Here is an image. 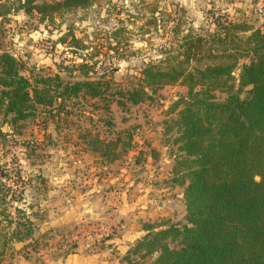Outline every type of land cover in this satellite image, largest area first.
I'll return each mask as SVG.
<instances>
[{
  "label": "rangeland",
  "instance_id": "obj_1",
  "mask_svg": "<svg viewBox=\"0 0 264 264\" xmlns=\"http://www.w3.org/2000/svg\"><path fill=\"white\" fill-rule=\"evenodd\" d=\"M6 1L3 9L10 10L0 13V50L23 61L22 73L60 72L68 80L82 77L77 65L83 61L89 75L109 81L108 97L137 84L141 68L177 47L183 32L200 26L214 30L215 17L224 11L264 29V0H98L47 18ZM245 61L241 58L233 71L234 90ZM249 88L239 90L240 96ZM150 93L124 106L113 98L80 95L65 101L64 108L39 106L36 115L2 126L7 134L0 141V182L11 185L16 167L26 182L12 184L23 189L17 200L5 186L0 208L6 207L9 217L19 205L35 231L32 244L31 238L13 239L4 220L0 264H53L77 245L83 254L110 258L117 252L111 241L127 227L132 233L139 222L142 227L186 223L184 186L173 182L172 169L180 153L175 119L188 85L164 83ZM215 94L224 98L227 92ZM110 140L105 154L103 144ZM148 205L152 213L140 211Z\"/></svg>",
  "mask_w": 264,
  "mask_h": 264
},
{
  "label": "trees",
  "instance_id": "obj_2",
  "mask_svg": "<svg viewBox=\"0 0 264 264\" xmlns=\"http://www.w3.org/2000/svg\"><path fill=\"white\" fill-rule=\"evenodd\" d=\"M3 1L0 13H7ZM95 1L13 0L42 18ZM226 12L215 17L214 30L200 26L183 32L177 47L141 68L137 84L112 90L110 97L105 94L109 81L89 75L88 63L77 65L82 77L66 80L60 72L31 77L22 73L21 59L0 50V141L7 134L4 124H19L36 115L39 106L61 109L65 101L86 94L124 106L149 98L150 90L164 83L188 85L175 119L180 153L172 169L173 182L184 186L186 223H144V233L113 264H264V29ZM241 58L247 61L234 90L233 71ZM244 86L250 88L241 97ZM217 89L227 95L217 97ZM95 140L104 143L98 135ZM112 144H103L105 154ZM14 176L11 185L0 182V205L6 202L5 186L14 192L12 200L21 199L23 189L12 187L26 182L20 167ZM5 208H0V253L4 220L13 239L31 238L32 244L35 231L19 205L9 217Z\"/></svg>",
  "mask_w": 264,
  "mask_h": 264
},
{
  "label": "crops",
  "instance_id": "obj_3",
  "mask_svg": "<svg viewBox=\"0 0 264 264\" xmlns=\"http://www.w3.org/2000/svg\"><path fill=\"white\" fill-rule=\"evenodd\" d=\"M140 211H143L144 213H146V212L152 213V207H151V205H148V206H146V209L140 210ZM139 221H140V219H139ZM126 233H128V234H126ZM143 233H144V229L140 225V222H139V226L137 227V230L135 232L131 233V229L129 227H127L125 229V232H123L122 235L113 238L111 243H112V246L117 250L116 254H114L113 257H110V258H108V257H93L90 254H83L82 251L78 250V248H77L78 245H77L76 247L74 246V250L71 251L70 253H64L63 257L56 258V262H54L53 264H101L100 263L101 261L102 262H108L109 264L117 263L122 256L121 253H125L127 251V249L133 244V242L138 237H140ZM117 253H119L121 255L117 256Z\"/></svg>",
  "mask_w": 264,
  "mask_h": 264
}]
</instances>
